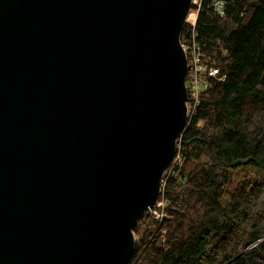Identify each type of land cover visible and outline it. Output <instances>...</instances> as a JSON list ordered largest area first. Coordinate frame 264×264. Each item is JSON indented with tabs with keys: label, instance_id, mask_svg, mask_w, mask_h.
<instances>
[{
	"label": "water",
	"instance_id": "1",
	"mask_svg": "<svg viewBox=\"0 0 264 264\" xmlns=\"http://www.w3.org/2000/svg\"><path fill=\"white\" fill-rule=\"evenodd\" d=\"M192 0H0V264H127L187 126Z\"/></svg>",
	"mask_w": 264,
	"mask_h": 264
},
{
	"label": "trees",
	"instance_id": "2",
	"mask_svg": "<svg viewBox=\"0 0 264 264\" xmlns=\"http://www.w3.org/2000/svg\"><path fill=\"white\" fill-rule=\"evenodd\" d=\"M193 30L224 79L201 93L161 182L168 219L140 220L127 264H264V0H201L181 40ZM247 170L255 181L233 186Z\"/></svg>",
	"mask_w": 264,
	"mask_h": 264
},
{
	"label": "built area",
	"instance_id": "3",
	"mask_svg": "<svg viewBox=\"0 0 264 264\" xmlns=\"http://www.w3.org/2000/svg\"><path fill=\"white\" fill-rule=\"evenodd\" d=\"M181 46L188 65V72L185 79V86L188 91V123L195 115L196 108L200 104V95L209 87V82L211 80L223 81L224 76L220 77L218 69L205 58L202 46L200 42L195 40V34L193 32L189 33L186 41H181ZM151 213L157 217L155 211Z\"/></svg>",
	"mask_w": 264,
	"mask_h": 264
},
{
	"label": "bare ground",
	"instance_id": "4",
	"mask_svg": "<svg viewBox=\"0 0 264 264\" xmlns=\"http://www.w3.org/2000/svg\"><path fill=\"white\" fill-rule=\"evenodd\" d=\"M200 2H201V0H192L191 1V7L194 6L197 9H199L200 8ZM225 6L226 5H225V3L223 1H214L212 3V9H213V12L215 13V15H217L218 17H223L224 16V7ZM189 12H190V10H189ZM189 12H188V15H189ZM188 15H187V17H188ZM187 17H186V20H187ZM186 20H185V22H186ZM193 33L195 34V40H196L197 34H196L195 30H193ZM181 34H182V32H181ZM180 41H181V36H180ZM183 41H186V39L183 40ZM186 92H187V101H188V91H187V89H186ZM199 103H200V98H199ZM177 145H178V143H177ZM177 145H176L175 153H176V150H177ZM175 153L173 155L174 159L172 157L170 163L168 164V166H169L171 164V162H172L171 167L169 168L167 166L165 171H164V173H163V175H162V178H161V181H160V185H161L162 180L165 179V177H168V176H170L173 173L174 165L176 163H178V165L181 163V158H179V156L176 155ZM160 196H161V192H160L159 197ZM159 197L157 198L154 207L151 208L146 214H148L151 217H155L157 220H159V219L167 220L168 217L166 215H164V211H163V209H164V200H163V198H159ZM152 211L156 212L157 217L154 214L151 213ZM139 223H140V221H139Z\"/></svg>",
	"mask_w": 264,
	"mask_h": 264
},
{
	"label": "rangeland",
	"instance_id": "5",
	"mask_svg": "<svg viewBox=\"0 0 264 264\" xmlns=\"http://www.w3.org/2000/svg\"><path fill=\"white\" fill-rule=\"evenodd\" d=\"M250 1V0H249ZM185 25V24H184ZM182 41V40H181ZM182 47V46H181ZM186 87V86H185ZM177 151V150H176ZM176 154V153H175ZM256 174L254 172H252V170H247L246 173H243L241 175H238V176H235L234 177V185L233 186H236L238 184H241L243 181L247 180V181H250V182H254L255 179L257 178L255 176ZM247 178V179H246ZM242 180V181H241ZM262 206V205H261ZM260 206V207H261Z\"/></svg>",
	"mask_w": 264,
	"mask_h": 264
}]
</instances>
